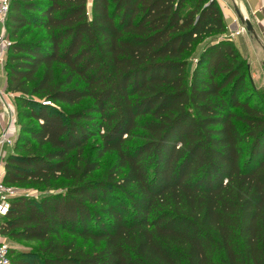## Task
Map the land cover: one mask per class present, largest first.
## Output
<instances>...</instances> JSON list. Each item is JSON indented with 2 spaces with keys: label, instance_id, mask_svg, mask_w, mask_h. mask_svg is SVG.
I'll return each instance as SVG.
<instances>
[{
  "label": "trees",
  "instance_id": "16d2710c",
  "mask_svg": "<svg viewBox=\"0 0 264 264\" xmlns=\"http://www.w3.org/2000/svg\"><path fill=\"white\" fill-rule=\"evenodd\" d=\"M6 28L3 182L40 192L0 220L36 244L12 264H264V91L217 0H11Z\"/></svg>",
  "mask_w": 264,
  "mask_h": 264
},
{
  "label": "built area",
  "instance_id": "2783aa9c",
  "mask_svg": "<svg viewBox=\"0 0 264 264\" xmlns=\"http://www.w3.org/2000/svg\"><path fill=\"white\" fill-rule=\"evenodd\" d=\"M10 3L11 0H0V69L2 70L5 68L6 57L11 44L6 28ZM239 33L240 31L236 32V34ZM14 98L15 95L7 91L6 87L0 83V119L3 122L0 127V220L7 215L12 199L22 194L30 195V193L20 192L21 189L3 182L5 159L8 153L12 151L19 130L16 124ZM9 250L10 245L0 232V264H12Z\"/></svg>",
  "mask_w": 264,
  "mask_h": 264
},
{
  "label": "crops",
  "instance_id": "0c3cea01",
  "mask_svg": "<svg viewBox=\"0 0 264 264\" xmlns=\"http://www.w3.org/2000/svg\"><path fill=\"white\" fill-rule=\"evenodd\" d=\"M220 4L226 24V36L230 37L238 50H242L235 42L241 39L239 45L243 46L248 53L249 67L255 61L256 71H252L254 78L258 77L259 82H263V65H264V0H217ZM242 19L249 20L252 30L249 31ZM240 31L239 34H236ZM246 58V59H247ZM247 59V60H248ZM253 66V65H252ZM254 67V66H253ZM3 86L6 87V76L4 75ZM0 119V127L2 125Z\"/></svg>",
  "mask_w": 264,
  "mask_h": 264
},
{
  "label": "rangeland",
  "instance_id": "374dc122",
  "mask_svg": "<svg viewBox=\"0 0 264 264\" xmlns=\"http://www.w3.org/2000/svg\"><path fill=\"white\" fill-rule=\"evenodd\" d=\"M208 40H209V38L208 39H204L202 42H200L198 45H196V47H195V49L197 50L196 53H198L202 49L203 45ZM235 42L238 44V46L240 48H242L241 51L239 50L241 52V54L245 58H247L248 57V53L246 54L245 48L243 46L239 45L240 43H242L241 39H236ZM251 61L248 59V62H251ZM254 70L256 71L255 61H253V64L251 63L250 72H252ZM4 75H5V68H4V70L0 69V80H1L0 83L1 84L4 83ZM263 75H264V65H263ZM251 76H252V73H251ZM252 79H253V82H254V85H255V89L259 91V87H260L261 91H264V77H263V82L262 81L259 82V78L258 77L254 78L252 76ZM13 104H14V102H13ZM14 106H15V104H14ZM72 108L73 107H71V109ZM92 142L93 141L89 142V144L87 145V147H86L87 150L90 149V147L92 145ZM113 160H114V154H112V153L111 154H106L104 156V158L102 159V161H101V165H100L99 171L94 176H98L100 173H102L112 163ZM20 192L30 193V195L35 196V197H38L40 195L39 190H37V189H35L33 187L22 188L20 190ZM3 236L5 238V241L10 245L11 249L13 248V250H26V249H30V248H32V247H34L36 245V244H34L32 242L15 241V240L11 239L8 235H3Z\"/></svg>",
  "mask_w": 264,
  "mask_h": 264
},
{
  "label": "water",
  "instance_id": "95a60500",
  "mask_svg": "<svg viewBox=\"0 0 264 264\" xmlns=\"http://www.w3.org/2000/svg\"><path fill=\"white\" fill-rule=\"evenodd\" d=\"M242 22L246 25L247 30H249V31L252 30V26H251L249 20H247V19H242Z\"/></svg>",
  "mask_w": 264,
  "mask_h": 264
}]
</instances>
